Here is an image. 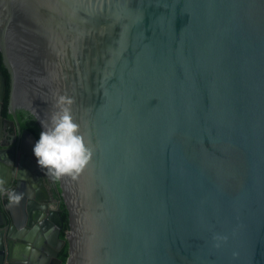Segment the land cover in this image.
I'll use <instances>...</instances> for the list:
<instances>
[{"label":"water","instance_id":"95a60500","mask_svg":"<svg viewBox=\"0 0 264 264\" xmlns=\"http://www.w3.org/2000/svg\"><path fill=\"white\" fill-rule=\"evenodd\" d=\"M0 54L14 120L41 132L65 95L93 151L57 181L65 240L60 202L34 227L13 212L9 264L36 237L33 264L66 242L65 264H264V0H0ZM6 88L0 69V115Z\"/></svg>","mask_w":264,"mask_h":264},{"label":"flooded vegetation","instance_id":"af4514ba","mask_svg":"<svg viewBox=\"0 0 264 264\" xmlns=\"http://www.w3.org/2000/svg\"><path fill=\"white\" fill-rule=\"evenodd\" d=\"M3 110H4V104L2 108V113L0 115L1 156L7 162L12 161V165H13L12 167H14L15 175L19 171L21 172V170H22V173L27 171V173L30 174L29 176L31 177V179H33V182L37 185L38 187L37 191H39V193L37 194L39 195V199L35 196V194L34 196H28L27 193L24 191V194L27 195L24 211L22 208V200L18 206L10 207L7 195L0 193V207L7 217V225L0 226V243L4 244V250H1V251H3V253L5 254L2 264H9L7 262V248H6L7 247V242H6L7 233L6 232H7V227L12 223V220H13L12 216H14L13 212L15 213V215L17 214V217L21 215L19 220L21 221V223L24 222L23 224L25 225V227H27V225L30 222H32L30 219H36L40 215L46 214V211L48 213L49 211L54 210L57 202H60V207H61L62 199H61L58 188H56L57 183L53 182V180H51L46 175V170L41 169L37 164L36 157L34 156V153H33V148L35 146V143L38 141V139L35 138L36 140H34V138L32 137L33 134L27 128L23 127L22 125V122H24V123L30 124L31 126H35L36 122L34 118L28 112L24 111L23 109L17 108L15 109V115L17 117L18 122H16L13 116L10 114L9 108H8V114L10 115L9 118L4 116ZM37 129L39 131L38 127ZM39 134H40V131H39ZM16 186L17 184L16 183L14 184L12 182L10 183L8 189L14 191L16 190ZM46 195H47V198H46ZM48 198H51L50 202L48 201ZM44 206L48 208L44 209L43 208ZM36 210H39V211H36ZM25 212L28 213L27 216H24ZM29 213L30 215H33V216L29 217ZM32 223H33V227L34 225L38 224L37 221H34ZM2 233H5V234H2ZM37 239L38 238L36 237L35 241L24 245L18 253L17 251H14L13 256L15 255L17 257L20 264H33L32 258L34 259L35 256H37L36 263L40 262L42 252L44 253L46 246L36 247L35 244L37 243ZM60 239H61V234H60ZM62 248L63 246H61L59 253ZM48 264H53V263L50 262Z\"/></svg>","mask_w":264,"mask_h":264},{"label":"clouds","instance_id":"9594fccd","mask_svg":"<svg viewBox=\"0 0 264 264\" xmlns=\"http://www.w3.org/2000/svg\"><path fill=\"white\" fill-rule=\"evenodd\" d=\"M74 100L65 95L57 97L55 110L48 120H40L42 131L33 148L38 166L46 170L53 182L64 178L76 180L91 162L93 151L87 145L75 122L71 106ZM6 181L0 178V193L6 194L10 207H16L24 198L5 187ZM217 239H226L218 237ZM219 247V245H217Z\"/></svg>","mask_w":264,"mask_h":264},{"label":"trees","instance_id":"16d2710c","mask_svg":"<svg viewBox=\"0 0 264 264\" xmlns=\"http://www.w3.org/2000/svg\"><path fill=\"white\" fill-rule=\"evenodd\" d=\"M0 68H1V71L6 78V83H7L3 114L5 117L9 118L10 117V115L8 114L9 75H8V72L5 69L4 65L2 64L1 54H0ZM22 125H23V127L27 128L35 136L36 139H39L40 134H39V131H38L36 125L31 126L30 124H27L24 122H22ZM60 213H61V217L63 218V221H64L63 229L61 231V239L65 240V234L69 230V217H68V212L65 208L63 201H61ZM67 257H68V244L66 242L65 245L63 246V248L61 249L60 253H59V260L62 261V264L66 263Z\"/></svg>","mask_w":264,"mask_h":264},{"label":"bare ground","instance_id":"6f19581e","mask_svg":"<svg viewBox=\"0 0 264 264\" xmlns=\"http://www.w3.org/2000/svg\"><path fill=\"white\" fill-rule=\"evenodd\" d=\"M28 202H30V201H28ZM29 207V206H28Z\"/></svg>","mask_w":264,"mask_h":264}]
</instances>
